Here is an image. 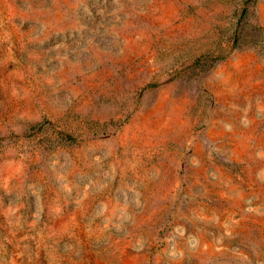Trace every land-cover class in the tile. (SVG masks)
<instances>
[{
  "label": "rangeland",
  "instance_id": "1",
  "mask_svg": "<svg viewBox=\"0 0 264 264\" xmlns=\"http://www.w3.org/2000/svg\"><path fill=\"white\" fill-rule=\"evenodd\" d=\"M0 264H264V0H0Z\"/></svg>",
  "mask_w": 264,
  "mask_h": 264
}]
</instances>
